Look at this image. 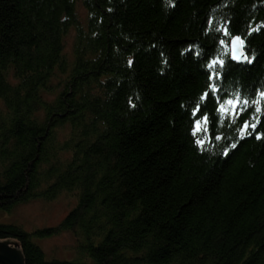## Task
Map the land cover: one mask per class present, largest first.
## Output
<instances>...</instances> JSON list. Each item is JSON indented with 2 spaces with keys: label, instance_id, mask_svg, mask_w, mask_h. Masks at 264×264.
<instances>
[{
  "label": "trees",
  "instance_id": "trees-1",
  "mask_svg": "<svg viewBox=\"0 0 264 264\" xmlns=\"http://www.w3.org/2000/svg\"><path fill=\"white\" fill-rule=\"evenodd\" d=\"M172 3L0 0V211L76 199L57 226L0 223L23 264H264V120L243 140L251 110L214 122L203 151L191 135L220 25L256 56L220 86L264 90V0ZM63 232L74 256L48 259L37 241Z\"/></svg>",
  "mask_w": 264,
  "mask_h": 264
},
{
  "label": "snow or ice",
  "instance_id": "snow-or-ice-1",
  "mask_svg": "<svg viewBox=\"0 0 264 264\" xmlns=\"http://www.w3.org/2000/svg\"><path fill=\"white\" fill-rule=\"evenodd\" d=\"M169 3L172 7H175L172 0H169ZM212 24L213 21L209 20V33H211ZM260 30L259 27L252 28L247 35L251 36L253 32H259ZM216 32L222 33L223 37L228 38H219L218 43L223 46V55L229 57V60L217 56L206 64L205 72L209 82L208 90L201 95L199 102L192 109L193 125L191 135L194 138L199 136L194 142L201 151L204 150L206 144L212 143L213 139L217 141L224 139L220 135L213 137L211 129L214 122L218 123L221 128L225 125L232 127L240 120L241 116L251 110V118L245 120L239 130L240 139L243 140L257 133L258 127L261 125L262 120H264V90H256L249 95H244L239 90L228 91L220 86L224 82V77L227 74L231 61H235L237 65L252 64L256 60L255 54L249 56L246 51V39L239 35H233L224 25H220L216 29ZM188 51H192V49ZM196 55L200 56V53L197 52ZM131 63L132 61H129L130 66ZM210 103L215 105V115L213 118H210V115L206 111H202V108L206 109ZM255 138L264 139V132L256 134ZM236 146L235 143L231 145L233 149ZM224 155H228V153L225 152Z\"/></svg>",
  "mask_w": 264,
  "mask_h": 264
},
{
  "label": "rangeland",
  "instance_id": "rangeland-1",
  "mask_svg": "<svg viewBox=\"0 0 264 264\" xmlns=\"http://www.w3.org/2000/svg\"><path fill=\"white\" fill-rule=\"evenodd\" d=\"M75 37L76 32L72 31L68 39L70 49ZM46 97L48 99L49 95ZM75 206L76 199L66 194H61L53 201L37 199L19 205L11 211H0V223L14 224L26 232H33L46 227L57 226ZM37 242L48 259L64 260L74 256L76 239L70 233L63 232L50 238L40 239Z\"/></svg>",
  "mask_w": 264,
  "mask_h": 264
},
{
  "label": "water",
  "instance_id": "water-1",
  "mask_svg": "<svg viewBox=\"0 0 264 264\" xmlns=\"http://www.w3.org/2000/svg\"><path fill=\"white\" fill-rule=\"evenodd\" d=\"M7 251V254L0 253V261L4 264H23L20 250L17 246H14V242L1 241L0 251Z\"/></svg>",
  "mask_w": 264,
  "mask_h": 264
}]
</instances>
